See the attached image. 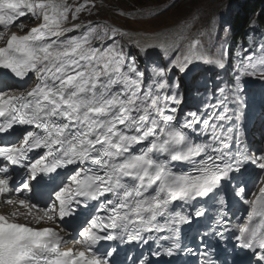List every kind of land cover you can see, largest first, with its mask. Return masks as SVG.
<instances>
[{
	"label": "snow or ice",
	"instance_id": "1",
	"mask_svg": "<svg viewBox=\"0 0 264 264\" xmlns=\"http://www.w3.org/2000/svg\"><path fill=\"white\" fill-rule=\"evenodd\" d=\"M93 7L0 0V204L16 206L0 212V264H264V186L247 188L250 168L264 174V144L234 143L225 127L249 80L264 83V44L233 65L230 95L218 88L214 103L179 115L173 73L200 65L215 18L141 42L72 23Z\"/></svg>",
	"mask_w": 264,
	"mask_h": 264
},
{
	"label": "rangeland",
	"instance_id": "2",
	"mask_svg": "<svg viewBox=\"0 0 264 264\" xmlns=\"http://www.w3.org/2000/svg\"><path fill=\"white\" fill-rule=\"evenodd\" d=\"M241 1L242 0H93V2H88L89 5H95V7L92 8L91 14H89L87 10L82 11L80 22L100 21L102 24L119 27L122 31H136L141 34H146V32H152L147 34H156L160 31L163 32V29L171 28V30L185 29L187 26L190 32L195 33L196 29L204 26L207 22V18L212 16L217 21V30L214 31L210 37L205 38V54L207 55L206 57H212L210 58L211 61L210 59L208 60L209 64L213 61L222 60L225 64V68H227L231 66L228 56V47L231 38L226 40L225 38L228 37L231 27L227 28L226 35L225 31L220 30L219 25L221 23H230V8H236V5ZM84 2L85 0H82V3ZM212 10L214 11L212 12ZM255 15L256 13L254 12L252 18H254ZM197 16H199L200 19L195 21V27H192L193 18ZM31 24V22H27V26ZM263 33L261 31H253L247 38H242L240 41L233 44L232 51L235 57L232 61L234 65L235 61L243 56L250 47L259 51L258 45L264 44ZM128 39L129 38L125 37L121 42L125 43ZM176 55H179V53H176ZM215 57L221 59H213ZM231 57H233V55ZM213 68L218 67L213 64ZM225 68L223 72L228 81L229 78ZM232 69L233 66L230 68V79H232ZM199 72L200 71L197 73ZM173 75L175 77H181V74L178 72H174ZM181 81L182 80H180V83ZM246 88L251 89V86L247 84ZM257 136H263L264 138V126L262 127V131L258 132Z\"/></svg>",
	"mask_w": 264,
	"mask_h": 264
},
{
	"label": "trees",
	"instance_id": "3",
	"mask_svg": "<svg viewBox=\"0 0 264 264\" xmlns=\"http://www.w3.org/2000/svg\"><path fill=\"white\" fill-rule=\"evenodd\" d=\"M258 11L260 25H264V0H245L241 9L233 16V41L245 38L250 32L248 23L253 12Z\"/></svg>",
	"mask_w": 264,
	"mask_h": 264
},
{
	"label": "bare ground",
	"instance_id": "4",
	"mask_svg": "<svg viewBox=\"0 0 264 264\" xmlns=\"http://www.w3.org/2000/svg\"><path fill=\"white\" fill-rule=\"evenodd\" d=\"M69 1H71V0H67V2H69ZM77 2H80V0H77ZM70 19H71V17H70ZM72 23H78V20H76V21H73ZM32 26H35V25H32ZM32 26H30V27H32ZM68 27H71V24H68L67 25ZM181 30H184V29H176V30H171V31H166V30H163V32L162 31H160L159 33H156V34H147V32H146V34H141V33H138V32H133V34H134V37L135 38H137V39H141V42H145V41H147V42H155V40H156V38L160 35V34H162V33H168V34H175V33H179ZM12 31H14V30H12ZM188 34V33H187ZM128 38V37H127ZM125 51H128V49H126ZM133 54H135V52H134V50H133ZM203 56H204V52H203ZM199 66H197L190 74H188V75H186L185 77H184V83H187L189 80H190V78L192 77V75H193V73L195 72V71H197V70H202V69H205V67L207 66L208 67V71H213V68H212V66H210L209 65V63H208V61H207V59L204 57V59H203V61H201V62H199ZM34 80V79H33ZM251 84H255V85H261L262 84V82H260V81H253V82H251ZM28 87H30V86H28ZM183 94H184V97H186V96H188V89H184L183 90ZM215 94V93H214ZM209 99V98H208ZM207 102H211V99L209 100V101H207ZM231 107H232V105H228V108H229V115L230 116H232V119L230 120V121H226L225 122V127L226 128H231V129H233L234 128V120H233V115L231 114ZM184 113V112H183ZM183 113H181V115L183 114ZM238 206H239V208L241 209V210H245L247 207L245 206V205H242V204H238ZM6 209V208H5ZM24 220V219H23Z\"/></svg>",
	"mask_w": 264,
	"mask_h": 264
}]
</instances>
